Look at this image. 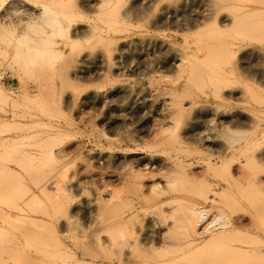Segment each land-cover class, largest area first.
<instances>
[{"label": "rangeland", "instance_id": "1", "mask_svg": "<svg viewBox=\"0 0 264 264\" xmlns=\"http://www.w3.org/2000/svg\"><path fill=\"white\" fill-rule=\"evenodd\" d=\"M52 1L53 2L50 0H16L15 2V0H2L3 3L0 2V75L8 72L12 79L8 83H0V88L9 96L8 100L0 101V138H2L0 139L2 140V142L0 141V146L1 143H3V137L6 138L8 143L7 144L6 141H4L6 144L3 143L8 146L5 147L3 145L4 148H6V152H3L4 150L2 151V147H0V152L2 151L5 155L7 153V158L3 157L7 161V164L3 159L0 166L12 167L13 169L18 167L17 165L24 162L23 157V159H20L21 155L19 152L25 149L22 152L23 154H26V152H40L39 154L44 156L39 157L40 160H44L42 162V164L44 163L43 165H41V161H39L40 167L51 168V166H48L50 164V159L46 160V156L48 155L47 151L50 149L49 146H51V150L55 152L63 150L64 147V150H68L67 152L70 151V154L63 158V160L65 159L64 161L67 163L70 160L72 165H69V163L67 165L65 162L63 163L62 159L59 161L61 164L51 160L53 164L57 163L56 166L55 164L52 166L54 167L52 171H54L53 174H55V171L59 170L55 167L58 166L60 168L61 166L60 172H62L64 170H62V164H65L64 166L67 165V168L71 166V168H68L70 171H68L67 168L64 170H67L69 173L65 172V174L64 171L62 172L66 178L63 177L64 181L66 180L65 184L67 183L66 185L70 187L76 183L77 180L79 182L81 180L83 187L80 190L81 192L78 191L80 194L74 190H72L73 192L70 190L72 193L67 192L70 197L74 195V198L72 197L74 202L71 201L73 205L81 199H92L91 197L94 196L97 190L96 186L94 187L95 184L89 183L88 185V182H85L87 184H83L85 173L80 174L81 171L86 172L87 169L91 170L100 167L98 163H93V161L90 160V157H92L96 151L93 141L98 137L97 135L100 133H102L101 135L107 133L108 136L116 138H121L123 136L122 141L121 139L120 141L131 144V141L136 138L135 135L143 138L142 141L141 138L138 140L139 144L146 142L147 145L148 142L155 141L158 146H155V143H148L149 146L150 144L154 145H151L152 147H146L144 143L145 148L144 146L142 147L143 144L141 145L142 148H140L141 150L144 148V150H142V152L139 150L138 152L144 157L153 155L157 158L161 157L159 160H162L164 157V161L171 157V160L179 159L191 164L190 166H184V168H181L179 165L176 167L171 166L167 162V168H165V164L160 165L163 168L160 166L152 168L147 166V168H145L143 164L142 166L144 167L141 166V169H138L140 165H138V167L133 164L135 169L137 167L136 170H140L144 174H147V176L144 178L145 175H143V185L140 192V234L137 242L135 238H131V234H133L131 230L132 227L134 229L137 227V225L133 226L131 222V227H129V232L131 234L128 233L129 235L127 237V239L130 238V240H127V246L122 245V248H118L119 251L122 249V251L127 254L123 253L126 256H124L125 258L123 257L124 260L122 264H264V163L258 155L263 148L262 145H264V79L258 76L259 74L257 72L253 71L252 73L249 70L246 71L244 67L242 68L239 61L240 57L238 56H235L236 60L233 57L231 58V56H222L226 58L220 60H223L225 67L221 66V62L217 60L216 57V63L219 62L216 64L215 60H213V51L215 50H212V47L215 46L217 42L229 43L234 41L236 43L241 42L240 44L244 46L247 45L246 47H255L256 50H260V54L257 55L259 58L257 57L254 59L253 66L258 70H264V5H262L264 4V0H233V2L230 0L227 2V0L226 3H228V5L230 4V6H228L230 9L226 10L237 17L235 28H230L222 33L216 34L214 23L210 20L206 23L205 27L202 28L203 31H200L201 34L203 33L207 38L214 36V39L210 38V40H215V44L210 41V43L207 42L204 36L202 37L200 32L196 29L188 33L186 32V35H189H183L186 37L184 38L186 41H184V39H182V34H178L182 37L180 38L175 33H172V31L175 30L172 22L169 20L167 22L166 20L160 23L161 10L170 2L169 0L165 1L167 3L166 5L165 2L161 5V0L158 1L159 3L156 2L158 4L156 11L155 4L154 10H149L152 8H148L137 13L130 12V15H128L129 17L120 19V21L124 20L123 22L125 24H123L124 27L122 26V28H125V26L128 27V25L129 27L123 29L126 31L123 32L122 30L123 33L119 34L120 36L117 38L118 42L116 41L117 43H114L116 46L113 44V48L115 49L123 42L122 37H124V41H131L135 38H139V36L140 38L148 37V39H156L159 37V40L163 39L162 41H167L166 44L169 45L170 43L172 47L179 45L176 46V48H181L182 45L185 47L187 42L186 46L189 44V46H191L195 40L197 44V40H200L201 36V39L204 38L208 45H213L212 47L210 46L211 53L208 50L209 55L212 54V57L207 56L210 58V61H208L207 58L206 61H208L210 65L207 64L206 68L209 67L214 72L213 68L215 66V74L211 70H206L208 72L211 71V74H206L208 77H204L206 78L205 80H201V82L198 81L199 84H197V81L193 82V84L189 83L191 86L187 87L189 89H185L186 91L188 90L185 93L190 94H188L189 96L185 95V97H189L185 98L186 101L184 102H188L189 105H187L188 108L186 107L187 110H185L186 108L184 109L186 112L184 111L185 113H181L182 115L174 113L173 116L170 117L168 115L170 114L168 113V102L165 105V101H171L167 99L171 98L169 97L170 95L167 96L166 90H168V87L170 88L174 85L175 81L178 80L177 82H179L180 73H177L178 76H175L176 72L174 73V70L170 67L168 68L166 65V67L161 66L162 69H160L161 67L158 60H160L159 58L162 56L161 53L158 54L161 52L159 49L153 47L149 48V46L131 45L128 47V51L130 52L132 49L133 51L126 53V48L124 50L125 54L123 53L124 56L121 59L123 64L127 63V65H129V70L126 69L124 70L125 72L120 71V74L119 71L115 69L117 66L113 67L112 65H117L116 60H113V58L111 59L109 56L108 59L111 61L113 60L112 62L109 60L111 64H109L110 62L107 60V66L106 64L103 66L100 64L99 66H101V68L98 67L100 68L98 73L94 72L96 68L94 58L96 55L104 50V52H108L106 46L108 47L110 43H106L107 40L105 41V37L107 38L109 36L108 34L106 35L103 29L106 31V29L110 28L113 24V20L110 16H107L109 15V10L107 8H111V6H106L105 8L95 4L93 5L92 3L91 5L94 7H91L81 3V0ZM135 1L137 0H128L123 4L121 2L122 6H124H120V8L122 7L126 10L128 6L130 9V6ZM208 1L219 2L221 0ZM255 1L257 4H255ZM9 2L14 5L12 4L11 7L10 4H7ZM252 2H254V4L250 5ZM245 5H247L249 9L247 6L246 9L239 8ZM50 10L58 14L62 27L61 32L51 37H49L51 31L47 29L48 27L46 26V22L50 18ZM223 12L226 13L225 10ZM228 12L226 14H229ZM37 13H41L39 21L37 19L35 23L31 22V14H34V17ZM89 30H92V32L95 30V32L92 33L89 32ZM101 30H103V32ZM103 34L105 36H103ZM23 36H26V39H28L27 46H24V44L23 46L18 45V42L22 38H25ZM166 37L171 39L168 40ZM199 40L198 43L203 45L201 44L203 41L201 40V42ZM103 41H105L106 45H103ZM205 42L203 43L205 44ZM101 45L105 46L104 49H102L103 46L101 48ZM50 48H52V51H49ZM35 49L39 51L45 50V52L39 55L41 51L37 54L35 53ZM143 52L144 54H142ZM16 53L20 55L15 58ZM107 54L109 55V52ZM130 54H132L133 57L135 54L134 60ZM108 55H106V58ZM143 55L145 56L143 57ZM147 55H150V58ZM155 55L158 57H155ZM82 58L89 59L90 64H82ZM151 60L153 62L156 60L153 64L154 69ZM144 61L148 62V65H151H145L146 62ZM233 61H235L234 65L232 63ZM211 62L215 64H211ZM142 63H144V65ZM219 64L220 66H217ZM108 65H111L110 68ZM81 66L88 68L86 74H80ZM104 66L106 70H104ZM147 67L154 71L156 70L158 73H153L154 76L151 77L152 75L149 74H152V72H147L146 69L143 71V69ZM219 68L225 70L224 74ZM193 69L192 71H195V68ZM226 69L231 71V74L228 73ZM101 70L102 73H100L101 75L99 76V71ZM111 72L113 77L109 74L108 76L106 75ZM226 73H228V75ZM114 74L118 77L116 76L115 79H112L115 77ZM145 74H147V76ZM159 74L162 76L164 75L165 78L164 76V79L160 78ZM218 74L221 76L219 77ZM225 74L227 76H225ZM102 75L104 77H102ZM221 77L222 80L226 81L228 79L232 82V84L230 82L234 90L232 93H234L236 97L237 93L242 94V96H238L237 98L234 97L235 99L233 97L225 98L226 96L223 93L227 86L225 84L228 83L227 81L226 83L223 81V83L222 80L220 81L222 84L218 83V79H221ZM153 78L157 81L159 80L158 84H161L158 86V90H160L161 87H167L166 90L163 88L161 89L162 92L166 91V93L164 92L165 94L161 92L163 96H161L159 93L160 91L158 92L156 89L157 83H154V81H157ZM174 78L176 80H174ZM172 80H174V82ZM118 81L119 83H117ZM152 82L153 86L156 85L155 88H153ZM171 82L174 84H171ZM216 82L221 85L224 84V86L221 87V85H219V87ZM122 83L123 85H129L136 89L145 90V92L155 93V95L157 92L159 97L154 95V97L150 98L152 102L141 104L140 109H136L137 107H133V105L127 103V105H131L132 107H126V104L121 105V103H117V101L106 104L104 108H101L103 107L102 105H98L97 107L88 102V96H90L93 91H105L110 86H121ZM213 84H215V87L221 88L219 89L220 94L217 92L218 88H214ZM106 85L108 86L106 87ZM149 86L155 90L149 89ZM229 89L231 88L229 87ZM217 108L220 111H218ZM203 109H214L213 112L214 114L216 113V116L213 114L212 116L209 113H201L200 111ZM226 111L227 113H225ZM238 114H242L246 118H249L252 123L247 124V126L241 125L242 127L233 126L230 130L219 129L220 127L217 125V119H229L232 115ZM209 115H211V117ZM171 117L174 118L172 123L173 126L170 124L171 122H168L172 119ZM165 118L166 122L164 124L166 125L168 123L167 125L171 126H169V130L166 129V131L164 129L168 128V126H164L161 123V120L165 121ZM111 120H114V122ZM202 121L206 123V127L202 126ZM258 126H261V128L257 129ZM197 129L198 132H196H201L202 135L200 134V136H203L204 139L205 137L206 139L209 138V140H211V138L215 140L216 138L214 141L215 144L224 147L222 151L224 153H221L222 157L232 155V171L229 172L224 168L218 167L217 161L219 159L217 155H214L217 149L210 150L208 147V149L205 148L207 145H203V143L199 141L198 136L188 134V131ZM155 132L159 133L155 134ZM117 134L122 136H116ZM145 134L146 136L142 137ZM32 135H35L34 139L36 142L31 140L33 137L30 139L29 136ZM38 137L40 138L38 139ZM41 138L43 142L39 141ZM243 139L247 140L244 142ZM32 141L33 143L35 142L36 145L41 144L42 147L44 146L43 148L48 147L45 149L47 151L44 152L45 150L42 148V150H44L43 154L42 150L40 151L38 149L41 147L39 145H35L38 147V150H35L36 147L33 145ZM29 146H32V149H29ZM54 146L58 149L54 148ZM230 147L236 148L234 155ZM28 150L31 151L29 152ZM74 150L76 152H73ZM80 150H82L81 153ZM154 150H157L156 152L158 154L153 153L155 152ZM48 152L51 151L49 150ZM253 154L256 156V159L248 161L247 157ZM18 155H20V158ZM0 156L2 157L4 155L0 153ZM86 157L90 158H87L90 160H87L88 164L84 161ZM25 158L27 159H25L23 167H25V170H30L31 172H26L33 173L34 176V171L36 169L33 166L37 164L38 161H32L33 158H31L32 163H30L27 161L29 160L28 157ZM83 158L85 159L83 160ZM17 160L19 161L18 163L16 162ZM210 161L218 168H210ZM14 163L17 164L14 166ZM45 164H48V167H45ZM28 165L33 167V171L31 170L32 167ZM80 165L81 169H83L79 171ZM82 166H84L86 170ZM172 167H174V169ZM72 168L76 169L72 171ZM38 169L36 171H38ZM44 170H42V173H44ZM36 171L35 173L37 174ZM144 171L148 172L145 173ZM50 172L51 171H49V175L47 176H50L52 173ZM8 173V176H6V173L1 174L8 179L6 180L8 183L5 182L7 186L9 184V191L6 193V198L4 197V206H6V208L3 209L7 211H3V214H6L3 216L0 211V264H32V262L40 264L35 258L37 257V250L40 253H45V255L46 253L63 255L65 259L73 264H111V262L113 264H118L116 255H114V258L112 257L114 252L116 254L117 248L110 244L109 233H97L95 227L88 229L85 224V219L80 213L77 214V211H40L41 209L44 210L43 208L47 203V199H45L46 203L41 201L44 199H37L38 202H41L40 206L42 207L41 209L37 208V204L39 205V203L34 199L36 196H32L36 192L33 186L38 181L40 182L42 180L43 182L48 179L46 175L41 177L37 174V176L41 177L37 180L35 174L36 178H34V181L31 179L33 176L31 177L28 174V176H30V179H28L29 177L26 174L25 176L23 171L19 172L22 175L21 177L18 176L19 173ZM44 174H47V172ZM10 175L15 176L11 177ZM73 175L76 177L71 178V183L70 176L74 177ZM52 176L53 175H51V177ZM153 176L155 177L151 178ZM0 179L3 180V177ZM153 182L155 183L153 184ZM3 185L5 186V184ZM68 186L66 187L68 188ZM151 187H155L154 190L151 189ZM6 188L7 187H5V192L7 190ZM68 189H71V187ZM31 192L34 193L31 194ZM130 192L129 199L125 202L124 206L122 205L123 209L126 211H130L132 207L136 206V196L133 193V189H130ZM30 197L34 202L36 201L37 204L34 207L40 209L39 211H34L33 209V211H29L30 208L33 207V204H35L33 201V204L31 203L32 207L28 206L29 209L24 208V210L27 209L25 211H15V209L11 211V208L13 209L16 205L21 204L23 207L29 205L30 203H23V205L21 202L29 201ZM2 201L3 200H1V202ZM46 205L48 206V204ZM4 206L2 205L0 208ZM8 209H10V211ZM193 211H204L206 213V219L200 222L197 219L200 213L195 215ZM33 217L36 219V222L33 221L35 220ZM59 218H61V220ZM55 219H57L59 223ZM62 219L67 222L65 227L61 225V221L62 223H66ZM214 224L216 231L213 234L210 232H203L208 227L214 226ZM150 229L151 233H149ZM153 232L157 234L155 235ZM146 237L148 239H146ZM150 240L153 241V244L150 243ZM111 246L114 247V252H112ZM34 252L35 254H33ZM19 254L22 258L19 257Z\"/></svg>", "mask_w": 264, "mask_h": 264}, {"label": "bare ground", "instance_id": "2", "mask_svg": "<svg viewBox=\"0 0 264 264\" xmlns=\"http://www.w3.org/2000/svg\"><path fill=\"white\" fill-rule=\"evenodd\" d=\"M14 1V0H13ZM51 2H53L52 0H50ZM122 1H124V0H81V3H83V4H87L88 6H91V7H94V6H92L91 4L93 3V5L95 4V5H97V6H101V7H105L106 8V6H111V8H107L109 11H108V13H109V15H107V16H110V18L113 20V24H112V26L110 27V28H107L106 29V31H105V29H103L104 30V32L106 33V35L108 34V36L109 37H105V41H106V43H110L109 45H108V47L106 46V48H107V51L109 52V55L107 54L108 52H101V53H99V54H97L96 55V57L95 56H93V57H95L94 59H95V71L94 72H97L98 73V70H100V68H101V66H103L104 64H106V66H107V60H108V62H110L111 60L110 59H108L109 58V56H110V58L112 59L113 58V60H116V64L117 65H114V64H112L113 65V67L114 66H117L115 69L117 70V71H119V73L121 74V72L120 71H124V70H126V69H128V68H130L129 67V65H127V63L126 64H123L122 62H121V59L123 58V56H124V50L127 48V51H126V53H130V52H132L133 51V49H132V51H128V47L129 46H131V45H135V46H149V48L150 47H153V48H156V49H159L161 52H159L158 54H160L161 53V58H159L160 60H158L159 61V64H160V67L161 66H168V68L170 67V68H172L173 70H174V73L176 72V75L175 76H178V74L180 73V79H179V82H177V81H175V84L174 83H172L171 82V84H174V85H172L170 88L168 87V90H166L167 89V87L166 88H164V87H161V89L163 88V89H165L166 91H167V93H166V91H161V89L160 90H158V86L159 85H161V84H158V81L156 80V79H154V80H156L157 82H155L154 81V83H157V90H158V92L160 93V95L161 96H163V94H161V92L162 93H166L167 94V96L168 95H170L169 97L171 98V99H169V98H167V96H166V98L168 99V100H171V101H165L164 99V101H165V105H166V103L168 102V104H167V107H168V113H170V114H168L169 115V117L170 116H173V114L175 113V114H180V115H182L181 113H183L185 110H187V105H188V102L187 103H184L185 101H186V99L185 98H189V97H187V96H189L188 94H186L185 92H187L185 89L188 87V86H191V85H189V83L190 84H193V82H196L197 81V84H199L198 83V81H200L201 82V80H205L207 77H208V75H206V74H211V71L213 72V70L211 69V68H206L207 67V64L208 65H210L209 64V62L208 61H210V58H208L207 56H210V57H212V54L211 55H209V52L211 53V48H210V46L212 47L213 45L211 44V45H208L205 41L207 40V42H211V43H213V44H215L216 43V41L215 40H213V41H211L210 40V38L211 39H214L213 37H210V38H207L206 37V35L204 36V34L202 33L201 34V32L200 31H203L202 30V28L203 27H205V25H206V23L208 22V21H213V23H214V26H215V33L216 34H219V33H222L223 31H226L227 29H230V28H235V26H236V16H234L232 13H229L226 9H230V8H228V6H230V4L228 5V3H226V1L227 0H221V1H219V2H215V1H208V0H169L170 2L167 4L165 1H168V0H161V5L165 2V7L161 10V13H160V23L162 22V21H166L167 20V22H168V20L170 21V22H172V24L174 25V28H175V30H173L172 31V33H175L176 35H178V34H182V36L183 35H186V32L188 33L189 31H193V29H196L198 32H200V34L202 35V37L204 36V38L206 39H204V38H202L201 39V36H200V40L199 41H203V39H204V41L203 42H205V44L202 42L201 44H203V45H200V43H198V40H197V44L195 43L196 42V40H195V42L194 43H192V45L191 46H186L187 45V43H186V45H185V47H183L184 45H182V47L181 48H176V46H179V45H175V47H172V45H170V43H169V41H168V43H169V45L168 44H166V42H164V41H162L163 39H162V37H161V39L162 40H159V37L158 38H154V39H148V37L146 38H140V36H139V38H135V39H133V40H131V41H124V37H122L123 38V42H121V44H120V46L117 48V49H115V48H113L114 46H113V44L117 41L118 42V36H120L119 34L121 33H123V32H125L126 30H123V29H126V28H128L129 27V25H128V27L127 26H125V28H122V26L124 27V20L123 21H120V19H124V18H127V17H129L128 15H130L129 13L130 12H134V13H137V12H140V11H144V10H146V9H148V8H152V9H149V10H154L153 8H154V5L156 4V6H155V11H156V7H158L157 5V3H159L158 1H160V0H137V1H135V2H133L132 3V5L130 6V9L128 8V6H127V8H128V10H127V8H126V10L124 9V8H122L123 6H122V4L123 3H126L125 1L124 2H122ZM222 1H224V2H222ZM231 2H233V0H230ZM0 2H2V0H0ZM12 2V1H11ZM11 2H9V3H7L8 5L10 4V6L13 4V3H11ZM15 2H16V0H15ZM21 2V1H20ZM54 2H55V0H54ZM121 2H122V4H121ZM157 2V3H156ZM227 2H229V0L227 1ZM3 3V2H2ZM120 3V4H119ZM1 4V3H0ZM247 4V3H246ZM254 4V2H252V3H250V5H253ZM255 4H257V2L255 1ZM14 5V4H13ZM30 5V4H29ZM152 5H153V7H152ZM160 5V4H159ZM232 5V4H231ZM262 5H264V4H262ZM7 6V5H6ZM119 6V7H118ZM120 6H122L121 8H120ZM233 6V5H232ZM231 6V7H232ZM246 6L247 5H245V6H243V7H239V8H244V9H246ZM12 7V6H11ZM248 7V6H247ZM10 8V7H9ZM121 9V11H120V9ZM251 8V7H250ZM107 9H106V11H107ZM123 9H124V12H123ZM248 9H249V7H248ZM262 9V8H261ZM225 10V12L227 11L229 14H226V13H224L223 11ZM255 10V9H254ZM253 10V11H254ZM105 11V12H106ZM264 12V11H263ZM39 13H37V14H35V16L33 17V15L34 14H31V18H32V21L31 22H33V23H35L36 21H37V19H38V21H39V18H41V13L38 15ZM232 16H231V15ZM132 15V14H131ZM121 22V23H120ZM47 24H46V26L48 27L47 29H50V31H51V34L49 35V37H51V36H53L54 34H56V33H59V32H61L62 31V27H61V23H60V20H59V17H58V14L55 12V11H53V10H50V18L47 20V22H46ZM126 23V22H125ZM159 23V22H158ZM124 24V25H123ZM126 25H127V23H126ZM173 28V29H174ZM90 29V28H89ZM43 30V29H42ZM86 30V29H85ZM87 30H88V28H87ZM86 30V31H87ZM103 30H101L102 32H103ZM122 30H123V32H122ZM127 30H129V29H127ZM130 31V30H129ZM175 31V32H174ZM88 32V31H87ZM89 32H92V30L90 31L89 30ZM93 32H95V30L93 31ZM92 32V33H93ZM82 33V32H81ZM91 33V34H92ZM126 35H127V33H126ZM176 35H174V36H176ZM187 35H189V34H187ZM186 35V36H187ZM103 36H105L104 34H103ZM125 36V35H124ZM172 36V35H171ZM23 37H25V38H22L19 42H18V45L20 46V45H22L23 46V44H24V46H27L26 44H28V39H26V36H23ZM178 37H180L179 35H178ZM189 37V36H188ZM187 37V38H188ZM164 38V37H163ZM167 39H168V37H166ZM180 38H182V37H180ZM184 38H186V37H184L183 36V38L182 39H184ZM25 39V40H24ZM103 39H104V37H103ZM125 39H127V38H125ZM169 39H171V38H169ZM168 39V40H169ZM189 39V38H188ZM209 39V40H208ZM27 40V41H26ZM23 41V42H22ZM105 41H103V45L105 44L106 45V43H105ZM119 41H121V40H119ZM184 41H186V39H184ZM116 42V43H117ZM209 42V43H210ZM112 43V44H111ZM220 43V42H219ZM218 42H217V44H219ZM241 42H229V43H220L219 45H217V44H215V46H213L212 47V50H215V51H217V52H215V51H213V57H214V59L213 60H215V63H216V61L217 60H221L223 57L222 56H228V57H230L231 56V58L233 57L235 60H236V58H235V56L237 57H240L239 58V61H240V64H241V66H242V68L244 67L245 68V70L247 71V70H249V71H251L252 73H253V71L254 72H257L259 75L258 76H261V78H263L264 79V70L262 71V70H258V69H256L254 66H253V61H254V59L255 58H257L258 56V54H260L259 53V51L260 50H256V48L255 47H246V46H244V45H242V44H240ZM171 44H173V43H171ZM176 44V43H175ZM194 44H196V45H194ZM103 45H101V48H102V46ZM110 45H112V46H110ZM115 45V44H114ZM116 46V45H115ZM171 46V47H170ZM174 46V45H173ZM104 47L105 46H103V48L102 49H104ZM109 47H110V49H109ZM105 48V49H106ZM134 48V47H133ZM143 48V47H142ZM148 48V47H147ZM210 48V49H209ZM102 49H100V50H102ZM109 49V50H108ZM38 50V49H37ZM36 49H35V53H39L40 51L38 50L37 51ZM99 50V51H100ZM130 50V49H129ZM137 50V49H136ZM208 50H209V52H208ZM47 51H48V49H47ZM49 51H52V48H50L49 49ZM98 51V52H99ZM139 51V50H138ZM152 51H154V50H152ZM18 52H20V51H18ZM44 52H45V50H42L40 53H39V55L40 54H44ZM145 52V51H144ZM144 52L142 53V54H144ZM148 52V51H147ZM150 52V51H149ZM96 53V52H95ZM94 53V54H95ZM116 53V54H115ZM124 53V54H123ZM146 53V52H145ZM152 53H154V52H152ZM156 53H157V51H156ZM216 53V54H215ZM220 55H218V54ZM147 54V53H146ZM155 54V53H154ZM154 54H152V55H154ZM19 53H16V55H15V58H16V56L17 57H19ZM106 55H108L107 56V58H106ZM130 55H132V54H130ZM214 55H218L219 57H220V59H219V57L218 56H214ZM128 56V55H127ZM145 55H143V57H144ZM149 58H150V55H147ZM89 57V56H88ZM132 57H133V55H132ZM134 57H135V54H134ZM134 57H133V60H134ZM155 57H158V56H156L155 55ZM216 57H217V60H216ZM227 57V58H228ZM85 58V57H84ZM84 58H82L81 59V63L83 64V63H85V64H90V62H89V59H84ZM206 58L208 59V61H206ZM259 58V57H258ZM143 59V58H142ZM145 59H146V57H145ZM148 59V58H147ZM212 59H211V61H212ZM224 59H226V58H223V60ZM110 60V61H109ZM112 60V61H113ZM125 60H126V58H125ZM223 60L222 61H220L221 63V66H224L225 65V63H223ZM111 61V62H112ZM129 61V60H128ZM138 61V60H137ZM141 61V60H140ZM148 61V60H147ZM152 61V60H151ZM104 62H106V63H104ZM111 62L109 63V64H111ZM127 62V61H126ZM130 62V61H129ZM144 62H146V61H144ZM155 62H156V60H155ZM155 62H151L152 63V67H153V64L155 63ZM206 62H208V63H206ZM213 62V61H212ZM211 62V64H215V63H212ZM235 61H233L232 63H233V65L235 64L234 63ZM132 63V62H131ZM139 63V62H138ZM141 63V62H140ZM219 62H217L216 64H218ZM230 63V62H229ZM228 63V64H229ZM232 63H231V65H232ZM101 64V66H99ZM128 64H130V63H128ZM143 65H144V63H142ZM142 64H141V66H142ZM159 64H158V66H159ZM220 64L219 65H217V66H220ZM223 64V65H222ZM145 65H148V62H146V64ZM151 65V64H150ZM150 65H148V66H150ZM238 65V64H237ZM109 66V68H110V66L111 65H108ZM132 66V65H131ZM157 66V65H156ZM165 66V67H166ZM256 66V65H255ZM98 67H100V68H98ZM105 67V66H104ZM113 67H111V68H113ZM151 67V68H152ZM165 67H163V68H165ZM212 67V66H211ZM225 67V66H224ZM108 68V67H107ZM139 68V67H138ZM141 68H143V67H141ZM193 68H195V71H192V70H194ZM213 68V67H212ZM146 69V71L147 72H152V74H149V75H152L151 77H153L154 75H153V73H158L156 70L154 71V70H152V69H150V68H144L143 69V71ZM153 69H154V67H153ZM157 69V68H156ZM160 69H162V67L160 68ZM159 69V70H160ZM214 72H216L215 71V66H214ZM224 69V68H223ZM87 70H88V68H86V67H84V66H81L80 67V74H86V72H87ZM104 70H106V67H105V69ZM108 70H110V69H108ZM129 70V69H128ZM150 70V71H149ZM206 70H211L210 72H208V71H206ZM216 70H217V68H216ZM219 70H221V72L223 71V74H224V72H225V70H222V68L220 69L219 68ZM227 71H228V69H226ZM125 72V71H124ZM213 72V73H214ZM231 71H228V73H230ZM100 73H102V70L101 71H99V76L101 75ZM145 73V72H144ZM159 73H161V72H159ZM178 73V74H177ZM228 73H226L227 75H228ZM250 73V72H249ZM106 74V73H105ZM108 74L109 75H111L112 77H113V75H112V72L111 73H107L106 75L108 76ZM116 74V73H115ZM115 74H114V76H115ZM123 74V73H122ZM148 74V73H147ZM147 74H145L146 76H147ZM162 74V73H161ZM215 74V73H214ZM225 74V76H227ZM231 74V73H230ZM148 75V76H149ZM110 76V77H111ZM117 76V75H116ZM116 76L114 77V78H112V79H115L116 78ZM159 76H160V78H163V76L162 75H160L159 74ZM162 76V77H161ZM207 76V77H206ZM218 76L220 77L221 75H219L218 74ZM102 77H104L103 75H102ZM109 77V78H110ZM118 77V76H117ZM150 77V78H151ZM204 77H206V78H204ZM155 78H156V75H155ZM164 78H165V76H164ZM163 78V79H164ZM176 78V77H175ZM174 78V80H176ZM258 78V77H257ZM260 78V77H259ZM111 79V80H112ZM149 79V78H148ZM220 79V78H219ZM218 79V83H221L222 84V82L224 81L225 83H226V81H227V83L228 84H225V85H227L228 86V88H227V86H226V88L224 89L225 90V92L223 93V94H225V98H227V97H229V98H231V97H235V98H237L238 96L239 97H241L242 96V94H240V93H237L236 95H237V97L235 96V94L234 93H232L234 90L232 89V86H231V84H232V82L231 81H229L228 79L225 81V80H222V77H221V79L219 80ZM106 80H107V78H106ZM151 80V79H150ZM162 80V79H161ZM174 80H172L173 82H174ZM181 80V81H180ZM193 80V81H192ZM222 80V82H220ZM151 81H153V80H151ZM191 81V82H190ZM122 82V81H121ZM150 82V81H149ZM176 82H177V84H176ZM203 82V81H202ZM216 82V84H218ZM223 82V83H224ZM230 82H231V84H230ZM108 83V82H107ZM115 83V82H114ZM113 83V84H114ZM117 83H119V81L117 82ZM215 83V82H214ZM259 83H261V82H259ZM116 84V83H115ZM152 84V86H153V82L151 83ZM151 84H150V86H151ZM194 84H196V83H194ZM221 84H218V86L219 85H221ZM229 84H230V86H229ZM256 84H258V83H256ZM110 85H112V84H110ZM109 85V86H110ZM214 85V88H218L217 86L215 87V84H213ZM108 85H106V87H107ZM150 86H149V89H153V88H155V86H153V88L151 87L150 88ZM164 86V85H163ZM222 86H224V84L223 85H221V87ZM262 86V85H261ZM260 86V87H261ZM220 87V86H219ZM229 87L232 89H229ZM234 88V87H233ZM104 89V88H103ZM144 89V88H143ZM149 89H147V90H149ZM187 89H189V88H187ZM219 89H221V88H218L216 91L217 92H219ZM264 89V88H263ZM153 90H155V89H153ZM99 91H102V90H99ZM98 90H97V92H94L93 91V93L90 95V96H88L89 97V99H88V102H90L91 103V105H94V106H97L98 107V105H102L103 107H101V108H104L105 107V105L106 104H108V103H114V102H116L117 101V103H121V105H124V104H131V105H133V107H137L136 109H140L141 107H140V105L142 104H146V102H152V100L150 99V98H152V97H154V95H155V93L154 94H152V93H149L148 91V93L147 92H145V90H141V89H136V88H134V87H132V86H129V85H123V83H122V85L121 86H110V87H108V89L107 90H105V91H102V92H99ZM238 92H240V91H238ZM164 93V94H165ZM185 93V94H184ZM90 94V93H89ZM219 94H220V92H219ZM156 95L158 96V94H157V92H156ZM155 95V96H156ZM185 95H187L186 97H185ZM161 96H160V98H161ZM184 96V97H183ZM159 97V96H158ZM157 98V97H156ZM234 98V99H235ZM9 99V96H7V94L0 88V101H6V100H8ZM185 99V100H184ZM86 101V100H85ZM85 101H84V104H85ZM56 102V101H55ZM153 102H154V99H153ZM164 103V102H163ZM162 103V104H163ZM56 104V103H55ZM126 104V107H132L131 105L129 106V105H127ZM161 104V105H162ZM190 104V103H189ZM90 105V104H89ZM120 105V104H119ZM164 105V104H163ZM164 105V106H165ZM151 106V105H150ZM189 106V105H188ZM93 107V106H92ZM147 107V106H146ZM148 107H149V105H148ZM162 107V106H161ZM187 107V108H186ZM155 108V107H154ZM163 108V107H162ZM161 108V109H162ZM186 108V109H185ZM205 108V107H204ZM211 108V107H210ZM153 109V108H152ZM159 109V108H158ZM185 109V110H184ZM196 109V108H195ZM218 109V108H217ZM217 109H215V110H217ZM104 110V109H103ZM107 110V109H106ZM146 110H147V108H146ZM166 110V109H165ZM214 110V109H213ZM213 110L212 109H203V110H199L201 113H209V114H213L214 116H216V113L214 114V112H213ZM133 111V110H132ZM158 111V110H157ZM218 111H220L219 109H218ZM252 111V110H251ZM140 112V111H139ZM144 112V111H143ZM167 112V111H166ZM186 112V111H185ZM184 112V113H185ZM217 112V111H216ZM224 112V111H223ZM223 112H221V113H223ZM199 113V112H198ZM201 113H199V114H201ZM225 113H227V111L225 112ZM136 114V113H135ZM140 114V113H139ZM138 114V115H139ZM184 115V114H183ZM211 115H209L210 117H211ZM212 115V116H213ZM158 116V115H157ZM174 116H177V115H174ZM230 116V115H229ZM117 117V116H116ZM200 117V116H199ZM221 117V116H220ZM220 117H218V118H220ZM224 117V116H223ZM106 118V117H105ZM121 118H123V117H121ZM172 118V117H171ZM171 118H169V119H171ZM217 118V117H216ZM32 119V118H31ZM120 119V118H119ZM173 119L174 118H172L170 121H168V122H171L170 124H172L173 123ZM213 119V118H212ZM211 119V120H212ZM107 120V119H106ZM105 120V121H106ZM161 120V119H160ZM159 120V121H160ZM163 120H164V118H163ZM163 120H161V123L164 125V126H168V128H162V129H164L165 131H166V129L167 130H169V126L170 125H165L164 123L166 122V118H165V121H163ZM168 120V119H167ZM206 120V119H205ZM211 120H209V121H211ZM218 120V121H217ZM216 121L218 122V124L217 125H219V129L220 130H224V129H227V130H230V129H232L233 128V126H236V127H239V126H241V125H246L247 126V124H251L252 123V121H250L249 120V118H246L244 115H242V114H238V115H232L229 119H227V118H222L221 120H219V119H217ZM109 121H110V119H109ZM109 121H108V123H109ZM111 121H113L114 122V120H111ZM163 121V122H162ZM213 121H214V119H213ZM215 122V121H214ZM116 123V122H115ZM122 123V122H121ZM187 123V122H186ZM202 123H203V125L202 126H204V127H206L205 126V122H203L202 121ZM209 123V122H208ZM207 123V124H208ZM212 123V122H211ZM106 124H107V122H106ZM111 124H112V122H111ZM118 124V123H117ZM120 124V123H119ZM215 124H216V122H215ZM201 125V124H200ZM212 125H213V123H212ZM120 126V125H119ZM172 126H173V124H172ZM209 126V125H208ZM216 126V125H215ZM163 127V126H162ZM171 127V126H170ZM242 127V126H241ZM264 127V126H263ZM140 128V127H139ZM186 128V127H185ZM193 128V127H192ZM199 128V127H198ZM261 128V126H258L257 127V129H260ZM150 129V128H149ZM194 129H196V128H194ZM202 129V128H201ZM148 130V129H147ZM263 130H264V128H263ZM151 131V130H150ZM150 131H148V132H150ZM163 131V130H162ZM161 131V132H162ZM198 132V129L197 130H190V131H188V134H192V135H195V136H198V139H199V141H201L202 143H203V145L204 144H206L205 146V148H210V150L211 149H217V151H216V154H214V155H217L218 156V167H220V168H224V169H226L227 171H232L233 170V162L231 161V158H232V155L230 156V155H228V156H221L222 154L221 153H224V152H222L223 150H224V147L223 146H220V145H218V144H215V140H216V138H215V140H213L211 137H213V136H211L210 138H211V140H209V138L208 139H206V137H205V139L203 138V136H200V134L202 135V133L200 132V133H197ZM139 132H140V130H139ZM104 133V132H103ZM157 132H155V134H156ZM159 133V132H158ZM157 133V134H158ZM102 133H100L99 135H101ZM121 134V133H120ZM140 134V133H139ZM147 134V133H146ZM146 134L145 135H143L142 137H144V136H146ZM153 134V133H152ZM155 134H154V136H155ZM99 135H97L98 137L96 138V136H95V140L93 141L94 142V146H95V148H96V151H95V154L92 156V157H86V160H84L85 158H83V160L84 161H86V163L88 164V161H90V160H92L93 161V163L95 162V163H98L99 165H100V167L99 168H93V166H92V168L93 169H95V170H93V169H91V170H88L87 169V171L85 172V171H81L80 172V174L81 173H85L84 175H85V177H84V183L83 184H87V183H85V182H88V185H89V183H92L93 185H94V187L96 186V188H97V190L95 191V193H94V196H92L91 198L92 199H88V198H86V199H79L80 201H78V202H76L75 204H73L72 205V203L74 202L73 200H72V197L74 198V195L72 196V197H70V196H68V194H67V192H70V190L72 191V190H74L75 192L77 191H80L81 189H82V187H83V185H82V183H81V180H80V182L78 181H76V183H74L73 185H71L70 187H71V189H68V188H70L68 185H66L65 184V181H64V174L62 173L66 168H67V165H68V163H69V165H72V163H71V161L69 160L68 161V163L66 162V161H64L63 160V158H65V157H67V156H69V152H67L66 150H64V147H63V150H60V151H58V152H55V151H52L51 150V146H49L50 147V149H48V151L50 150L51 152H48L47 150H45V149H47L48 147H46V148H43L42 146H41V144H37V145H39V146H41V147H36L37 145H36V141H35V135H32V136H29L30 137V139L31 140H34L35 142L33 143V141H32V143H33V145L36 147H34L35 148V150L38 148L40 151L42 150V148L45 150H42V153H43V151L44 152H46L47 151V153H48V155L46 156V160H48V159H50V164L48 165V164H45V167H48V166H51V168H44V167H40V162L39 161H41V165H43L42 164V162L44 161V160H40V158L39 157H44L43 155L41 156L37 151L36 152H31V153H27L26 152V154H23L22 152H23V150H25V149H23L21 152H19V154L21 155H18V157L20 158V159H23L24 158V162H25V159H27V158H25V157H28V159L29 160H27V161H29L30 163H32L31 162V158H33V160L32 161H38L37 162V164H38V166H37V164H35L33 167L37 170L38 168L40 169H42V168H44L45 170L46 169H49V170H44V169H42V170H44V173H46L47 172V174H44V173H42L43 171L40 169V172H39V169H38V171H36L37 172V174H39L41 177H44V175H46V177H48V179H46L45 181H43L42 182V180L39 182H36L35 183V185L33 186V188H35V193L33 194L32 192H31V194H33L32 196L33 197H35L34 199H38V200H41V199H44V200H41V201H43V202H45V199H47L46 200V204H48V206L45 204V206H44V210H42L41 208V206H40V204H41V202H38V200H37V203H39V205L36 203V201L34 202V200L33 199H31V197H30V199H29V201H27V202H25V201H22L21 203L23 204V203H25V204H28V203H30L29 205H26V206H22L21 204L20 205H16V206H14V208L12 209L11 207V211H13L14 209H15V211H25V210H27V209H29V207H32L31 206V203H32V201L35 203V204H33V207L37 204V208H40V209H37V208H30V210L29 211H35V210H40V211H77L76 213L78 214V213H80L81 214V216L85 219V224H86V227L88 228V229H91V228H94L95 227V231L97 232V233H100V232H107V233H109V241H110V244L112 245V246H116V248H117V250H118V248L119 247H123V246H127V244H128V242H127V240L129 241L130 240V238L129 239H127V237H128V233H130L129 232V227H131L130 225H131V222H132V224H133V226H136L137 225V227L134 229L133 227H132V233L134 234H131L132 236H131V238H135L136 239V242H137V239H138V236H139V234H140V220H139V216H140V214H139V211H140V209H141V203H140V192H141V188H142V185H143V179L144 178H146V176H147V174H144L143 172H141L140 170H136L137 169V167H136V169L133 167V164H135V165H140V167L138 168V169H141L142 167H144L145 166V168H147V166L148 167H155V166H160V165H162V164H165V166H166V162L168 163V164H170L171 166H174V167H176V166H180L181 168H184V166L186 167V165L188 166H190V164L191 163H187V161H184V160H176V159H172L171 160V157L169 158V159H165V161H164V157H163V161L162 160H159L160 158H157V157H155V156H153V155H149V156H142L138 151L139 150H141L140 148H142L143 146H144V143H145V146L147 147H150L151 145H154V144H150V146L148 145V143H155L156 145L155 146H158V144L154 141V142H148L147 143V145H146V142H143L142 144H139L138 143V140H140V138L141 137H138V135H135V139L134 140H132L131 142H132V144L131 143H124V142H121L122 141V137L120 136V135H116V136H120L121 138H119V137H111V136H108L107 135V133H104L103 135H101V136H99ZM149 135V134H148ZM264 135V134H263ZM36 136H38V135H36ZM152 136V135H151ZM157 136V135H156ZM205 136H207V135H205ZM41 137V136H40ZM40 137H38V139L40 138ZM4 139H3V143H5L4 141H6V138L5 137H3ZM0 139H2V138H0ZM120 139H121V141H120ZM7 140H8V138H7ZM43 139L41 138L39 141H41V142H43L42 141ZM143 140V138H141V141ZM245 140H247V139H243V141L245 142ZM1 142H2V140H0ZM46 141V140H45ZM124 141V140H123ZM238 141V140H237ZM250 141V140H249ZM247 142V141H246ZM3 143H1V146L0 147H2L1 149H2V151L3 152H6V148H4V146L5 147H8V146H6V145H4ZM6 143H7V141H6ZM5 143V144H6ZM248 143V142H247ZM264 143V142H263ZM8 144V143H7ZM4 145V146H3ZM30 145H32V144H30ZM32 145V146H33ZM81 145V144H80ZM79 145V146H80ZM141 145H142V147H141ZM32 146L30 147L29 146V149L31 148L32 149ZM145 146H144V148H145ZM155 146H153V147H155ZM245 146H248V145H245ZM263 146V148H262V150H261V152L258 154L259 155V157H260V159H261V161L264 163V145H262ZM152 147V146H151ZM4 148V149H3ZM33 148V149H34ZM41 148V149H40ZM54 148H56V149H58L57 147H55L54 146ZM53 148V149H54ZM66 148V147H65ZM70 148V147H69ZM94 148V147H93ZM144 148L142 149V150H144ZM207 148V149H208ZM231 148V152H232V154L234 155L235 154V152H236V148L235 147H230ZM37 149V150H38ZM71 149V148H70ZM74 149V148H73ZM76 149V148H75ZM229 149V148H228ZM241 149V148H240ZM78 150V149H77ZM142 150L140 151V152H142ZM2 151L0 152L1 153V155H4V156H0V159L2 160H0V164H2L1 162H3V157H6L7 156V153H6V155H5V153H2ZM29 151V150H28ZM31 151V150H30ZM29 151V152H30ZM32 151H34V150H32ZM57 151V150H56ZM81 151L82 150H80V153H81ZM149 151H152V150H149ZM155 151V150H154ZM157 151V150H156ZM153 152V153H157V152ZM239 151V150H238ZM241 151V150H240ZM8 152V151H7ZM25 152V151H24ZM73 152H76L75 150L73 151ZM23 154V156H22V154ZM80 153H79V151H78V154L80 155ZM150 153V152H149ZM44 154V153H43ZM148 154V153H147ZM158 154V153H157ZM156 154V155H157ZM82 155V154H81ZM25 156V157H24ZM87 156H88V154H87ZM89 156H91V155H89ZM23 157V158H22ZM7 158V157H6ZM18 158V159H19ZM87 158H89L90 160H88ZM19 159V160H20ZM43 159H45V158H43ZM59 159V160H58ZM61 159L63 160L62 162L64 163L65 162V164H67L66 166H64L65 164H62L63 165V167H62V172H60V169H61V166H60V168L58 167H55L56 169H59L58 171H55L56 173L55 174H53V172L54 171H52V168H54V167H52L54 164H53V162L54 161H56V162H58V163H60L59 161H61ZM68 159V158H67ZM80 159V158H79ZM247 159H248V161H253V160H255L256 159V156L253 154L252 156H248L247 157ZM258 159V158H257ZM51 160L53 161V162H51ZM88 160V161H87ZM4 161H6L5 159H4ZM22 161V162H23ZM26 161V162H27ZM259 161V160H258ZM260 161V162H261ZM17 163L19 162L18 160L16 161ZM21 162V161H20ZM23 162V163H24ZM73 162L75 163V161L73 160ZM81 162V161H80ZM6 164H7V161L5 162ZM16 163V164H17ZM19 164V165H17L18 167H14L15 169H13L11 166V168H8V167H6V166H0V167H2V168H0V171H1V174H5L6 173V176H8L7 175V173L8 174H17V173H19L20 171L22 172H24L23 174L25 175H27L28 176V174L32 177L33 176V173L31 174V173H28V172H31L30 170L28 171V169H27V167H26V169L27 170H25L24 168L25 167H23V165L24 164ZM29 163V164H30ZM36 163V162H35ZM71 163V164H70ZM73 163V166L75 167V164ZM5 164V165H6ZM15 163L13 164L14 166L16 165ZM28 164V163H27ZM27 164H25V165H27ZM33 164H34V162H33ZM61 164V163H60ZM77 164V163H76ZM144 164V166H142ZM209 164H210V168H212L213 167V169H216V168H218V167H215L213 164H212V162L210 161L209 162ZM3 165H4V163H3ZM48 165V166H47ZM57 165V163L55 164V166ZM78 165H79V163H78ZM82 165V164H81ZM81 165H80V169H79V171L80 170H82L81 169ZM90 165V164H89ZM170 165H168V166H170ZM29 166V165H28ZM32 166H29V167H32ZM77 166V165H76ZM142 166V167H141ZM28 167V168H29ZM33 167H32V169L31 168H29V169H31L32 171H33ZM82 167H84V166H82ZM90 167V166H89ZM95 167H97V166H95ZM160 167H162V166H160ZM174 167H172L173 169H174ZM68 168H71V166H68ZM67 168V169H68ZM85 168V167H84ZM163 168V167H162ZM165 168H167V166L165 167ZM51 169V170H50ZM56 169H53V170H56ZM76 169V168H75ZM74 168H72L71 170L73 171V170H75ZM78 169V168H77ZM90 169V168H89ZM172 169V170H173ZM85 170H86V168H85ZM156 170V169H155ZM171 170V171H172ZM184 170V169H183ZM235 170V169H234ZM26 171H28V172H26ZM35 171H34V176H35ZM49 171H51L50 173V176H47V175H49L48 173H49ZM68 171H70L69 169H68ZM67 170L66 171H64V173L65 172H67V173H69ZM151 171V170H150ZM149 171V172H150ZM39 172V173H38ZM145 172V171H144ZM146 172H148V171H146ZM145 172V173H146ZM42 173V174H41ZM75 173V172H74ZM143 173V174H142ZM150 173H152V172H150ZM0 174V176H2ZM37 174H36V176H37ZM66 174V173H65ZM76 174V173H75ZM24 175H23V177H24ZM25 175V176H26ZM43 175V176H42ZM51 175H53L52 177H51ZM79 175V174H78ZM77 175V176H78ZM143 175H145V177L143 178ZM5 176V177H6ZM11 177H13V176H15V175H10ZM19 177H21L22 175L19 173V175H18ZM30 176H28L29 178L28 179H30ZM33 176V178H31V179H33L34 180V178H36V176L34 177ZM65 176H67V175H65ZM69 176V175H68ZM74 176V175H73ZM152 176V175H151ZM3 177V180L2 179H0V206H4V200H5V198H6V193H8L7 191H9V189H8V186H9V184H8V186L6 185L7 183H8V181H6V180H8L7 179V177L5 178L4 176H2ZM2 177H0V178H2ZM11 177H8V178H11ZM41 177H39V176H37V180L39 179V178H41ZM51 177V178H50ZM64 177V178H63ZM76 176H74V177H72V176H70V180H71V178H75ZM155 176H153V177H151V178H154ZM68 178V177H67ZM5 179V180H4ZM66 179V178H65ZM44 180V179H43ZM1 181H3V182H1ZM7 183H6V182ZM35 181V180H34ZM71 183H72V180L70 181ZM74 182V181H73ZM38 183V184H37ZM155 182H153V184H154ZM3 184H5V186L3 185ZM37 184V185H36ZM91 185V184H90ZM92 185V186H93ZM4 186V187H3ZM66 186H68V188L66 187ZM155 186V185H154ZM5 187H7L6 189V192H5ZM156 187V186H155ZM155 187H151V189H153L154 190V188ZM130 189H133V193L135 194V196H136V206L135 207H132L131 208V210L130 211H126V210H124L123 209V206H124V204H125V202L129 199V197H130V194H131V192H130ZM3 194H2V193ZM73 192V191H72ZM72 192H70V193H72ZM81 192V191H80ZM79 193V192H78ZM132 193V194H133ZM80 194V193H79ZM1 195H2V197H1ZM4 195V196H3ZM35 195V196H34ZM71 195V194H70ZM77 195V194H76ZM5 197V198H4ZM32 197V198H33ZM40 198V199H39ZM75 198H76V196H75ZM1 200H3L2 202H1ZM31 200V201H30ZM71 201H73L72 203H71ZM1 203H2V205H1ZM24 205V204H23ZM44 205V204H43ZM123 205V206H122ZM29 206V207H28ZM40 206V207H39ZM47 206V207H46ZM9 207V206H8ZM7 207V208H8ZM46 207V208H45ZM3 208H6V206H4V207H2V208H0V211H1V214H3V211H7V210H5V209H3ZM16 208H17V210H16ZM24 208H27V209H25L24 210ZM33 209V210H32ZM9 211H10V209H8ZM5 213V212H4ZM193 213L196 215L197 213H200L199 215H198V217H197V219L201 222V221H204L205 219H206V213L204 212V211H193ZM6 214V213H5ZM5 214H3V216L5 215ZM34 218V217H33ZM32 218V219H33ZM32 219H30V220H32ZM35 219V218H34ZM60 220H61V218H59ZM242 219V218H241ZM55 220H57V219H55ZM59 220V221H60ZM62 220H64V219H62ZM136 220V221H135ZM192 220V219H191ZM34 222H36V219L35 220H33ZM37 221H38V219H37ZM52 221H54V220H52ZM52 221H51V223H52ZM65 221V220H64ZM242 221V220H241ZM56 222V221H55ZM55 222H54V224H55ZM57 222H58V220H57ZM56 222V223H57ZM66 222V221H65ZM135 222V223H134ZM51 223H49V224H51ZM59 223V222H58ZM58 223H57V225H58ZM66 224H67V222L66 223H62V221H61V225L62 226H66ZM52 225V224H51ZM134 229V230H133ZM130 230V231H131ZM142 230V229H141ZM151 231V229L149 230V233H151L150 232ZM216 231V228H215V224H214V226H210V227H208L207 229H205L203 232H210V233H214ZM148 233V234H149ZM153 233H155V232H153ZM152 233V234H153ZM157 233H155V235H156ZM147 235V234H146ZM153 236H154V234H153ZM151 237H152V235H151ZM146 239H148L147 237H146ZM152 239H154V238H152ZM154 240H156V239H154ZM155 242V241H154ZM150 243H152L153 244V241H151L150 240ZM124 244H126V245H124ZM151 244V245H152ZM123 245V246H122ZM111 246V247H112ZM113 248L114 247H112V250H113ZM115 248V249H116ZM125 248V247H124ZM123 248V249H124ZM117 250H116V254H115V250H113L112 252H114V254H113V258H114V255H116V259H117V262H118V264H122L123 263V260H124V256H126L127 254L125 253V252H123L122 251V249L119 251L118 250V252H117ZM36 251V250H35ZM38 250L36 251V254H37V257H35L37 260H38V262L40 263V264H73L72 262H70V261H68L67 259H65L64 257H63V255L61 256L60 254H48V253H46V255H45V253L43 254V253H40V252H38ZM126 254V255H124V254ZM33 254H35V252L33 253ZM39 254H42V255H39ZM22 255V254H21ZM19 257H20V254H19ZM124 257V258H123ZM20 258H22V257H20ZM113 258H111V259H113ZM34 259V258H33ZM115 259V260H116ZM20 260V259H19ZM22 260V259H21ZM35 261V260H34ZM112 261V260H111ZM24 262V261H23ZM116 262V261H115ZM114 262V263H115ZM35 263V262H34ZM33 262H32V264H34ZM25 264V263H24ZM35 264H37V263H35ZM111 264H113L112 262H111Z\"/></svg>", "mask_w": 264, "mask_h": 264}, {"label": "built area", "instance_id": "3", "mask_svg": "<svg viewBox=\"0 0 264 264\" xmlns=\"http://www.w3.org/2000/svg\"><path fill=\"white\" fill-rule=\"evenodd\" d=\"M11 80V75L8 72H5L0 75V83H8Z\"/></svg>", "mask_w": 264, "mask_h": 264}]
</instances>
